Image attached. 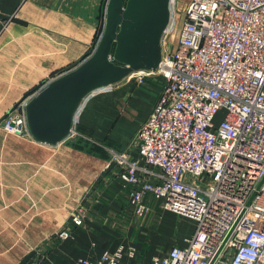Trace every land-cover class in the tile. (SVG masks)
Segmentation results:
<instances>
[{
	"label": "built area",
	"instance_id": "1",
	"mask_svg": "<svg viewBox=\"0 0 264 264\" xmlns=\"http://www.w3.org/2000/svg\"><path fill=\"white\" fill-rule=\"evenodd\" d=\"M176 1L157 67L125 77L161 81L158 98L131 144L110 149L106 168L118 170L135 221L155 207L195 226L183 245L136 264H264V0H189L169 48ZM27 102L5 114L6 131L29 134ZM85 215L80 203L71 225ZM70 227L56 235L67 238ZM123 254L133 257L134 247L78 264H119Z\"/></svg>",
	"mask_w": 264,
	"mask_h": 264
},
{
	"label": "crops",
	"instance_id": "2",
	"mask_svg": "<svg viewBox=\"0 0 264 264\" xmlns=\"http://www.w3.org/2000/svg\"><path fill=\"white\" fill-rule=\"evenodd\" d=\"M106 1L0 0V264H78L118 245L144 252L139 262L147 263L194 230L193 219L170 209L135 223L118 170L106 168L110 149L130 145L152 110L161 85L151 79L88 92L72 120L81 143L47 144L3 127L7 112L90 56ZM80 203L86 215L74 227L70 214ZM66 225L71 233L61 239ZM131 258L119 264H136Z\"/></svg>",
	"mask_w": 264,
	"mask_h": 264
},
{
	"label": "water",
	"instance_id": "3",
	"mask_svg": "<svg viewBox=\"0 0 264 264\" xmlns=\"http://www.w3.org/2000/svg\"><path fill=\"white\" fill-rule=\"evenodd\" d=\"M168 19L169 0H108L103 30L90 56L28 100L30 135L47 144L60 142L69 134L74 113L88 92L117 83L133 71L154 70Z\"/></svg>",
	"mask_w": 264,
	"mask_h": 264
},
{
	"label": "rangeland",
	"instance_id": "4",
	"mask_svg": "<svg viewBox=\"0 0 264 264\" xmlns=\"http://www.w3.org/2000/svg\"><path fill=\"white\" fill-rule=\"evenodd\" d=\"M189 2V0H177L176 2H175V8H174V10H172V14H171V18L174 20V29H173V32H172V34H171V36H170V38H169V48L171 47V44H172V40H173V38H174V36H175V33H176V30H177V27H178V24L179 23H181V16H182V12L184 11V9H185V7H186V4ZM172 28V27H171ZM152 78V77H151ZM156 78V77H155ZM155 78H153V79H155ZM160 82L161 81H159V80H157V81H155V83H157V84H159V86L161 85L160 84ZM132 116V115H131ZM73 130L74 131H76V129L75 128H73ZM66 139H67V141H69V142H79V143H81L80 141H83L82 139H81V137H80V135H78L77 134V132H76V134H73L72 136H67L66 137ZM75 145H77V144H75ZM90 145V144H89ZM85 147L84 146V144L82 145L81 144V146L80 145H77L75 148L76 149H78V150H80L81 151V148H83V147ZM108 154H109V157H110V153L108 152ZM154 211H158L157 209H155V207L153 208V213H154ZM151 212V213H152ZM159 212V211H158ZM156 214V213H155ZM149 215V214H148ZM132 218V220L135 222V219H134V217L132 216L131 217ZM136 223V222H135ZM137 223H141V221H137ZM122 224L123 223H121L120 222V224L118 225V227H122ZM16 241V240H15ZM119 243V242H118ZM149 252V251H148ZM143 253L144 252H141V251H136L135 252V256L134 257H132L130 260V262L132 263H137V262H139V261H141V260H143ZM123 255H125V254H123ZM146 255L147 254H145L144 253V256H145V258H144V260L145 259H147L146 258ZM153 254H151L150 252H149V257L150 256H152ZM125 260H126V255H125Z\"/></svg>",
	"mask_w": 264,
	"mask_h": 264
}]
</instances>
